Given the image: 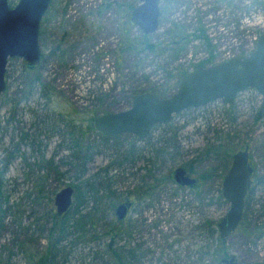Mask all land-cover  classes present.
I'll use <instances>...</instances> for the list:
<instances>
[{"label":"rangeland","instance_id":"rangeland-1","mask_svg":"<svg viewBox=\"0 0 264 264\" xmlns=\"http://www.w3.org/2000/svg\"><path fill=\"white\" fill-rule=\"evenodd\" d=\"M138 5L51 0L39 29V65L30 70L20 58L8 60L0 95V264H36L48 250L49 264H116L112 251L122 247L124 264H218L229 256L264 264L258 92L245 91L233 107L218 101L185 111L146 140L105 138L90 124L126 112L139 95L173 94L182 73L201 64L251 54L264 34V0H166L151 37L130 23ZM174 37L181 43L159 51ZM246 150L252 189L243 221L224 245L218 232L229 211L223 177L233 156ZM178 169L192 172L198 186H178ZM68 187L72 206L58 216L54 198ZM128 204L124 231L111 234L112 222L121 224L116 210Z\"/></svg>","mask_w":264,"mask_h":264},{"label":"water","instance_id":"water-1","mask_svg":"<svg viewBox=\"0 0 264 264\" xmlns=\"http://www.w3.org/2000/svg\"><path fill=\"white\" fill-rule=\"evenodd\" d=\"M141 6L134 11L131 21L142 33L154 34L159 26V4L164 0H139ZM51 0H19L11 8L9 0H0V95L6 90L5 72L9 59L24 60L30 70L39 65L41 51L39 29ZM248 56H238L211 66L199 67L181 77L177 91L168 99L153 93L137 96L131 108L115 115L106 114L93 120V128L103 137L117 138L130 134L146 140L154 127L170 124L181 113L201 109L221 102L233 106L239 95L252 89L262 97L259 117L264 118V34ZM248 151L235 155L234 163L223 184V199L229 203V211L219 224L222 240L236 232L243 221L244 205L251 186L252 169L248 167ZM178 169L175 181L183 187H193L196 180L185 176ZM73 189L65 188L56 194L54 205L58 216L72 206ZM130 206L120 205L115 216L121 223ZM219 264H238L235 259Z\"/></svg>","mask_w":264,"mask_h":264},{"label":"flooded vegetation","instance_id":"flooded-vegetation-1","mask_svg":"<svg viewBox=\"0 0 264 264\" xmlns=\"http://www.w3.org/2000/svg\"><path fill=\"white\" fill-rule=\"evenodd\" d=\"M139 1V0H138ZM165 2H166V0H164ZM164 1H162V2H160V4H159V11H160V17H159V26H158V29H159V27H160V20H161V18L165 15V12L163 13V11H161L160 10V6L164 3ZM226 1H228V0H226ZM141 6V3H140V1H139V5L136 7V8H134L133 10H132V14H131V18H132V16H133V13H134V11L135 10H137L139 7ZM131 18H130V23H131V25L132 26H135L137 29H138V31L140 32V33H142V30L140 29V27L136 24V23H133L132 21H131ZM158 29L156 30V31H158ZM156 31H155V33H156ZM154 33V34H155ZM143 34V36H150L151 37V35H154V34H151V35H149V34H145V33H142ZM175 38V37H174ZM181 40L182 39H178V41L176 40V38L175 39H173L172 40V44L171 43H169V42H166L165 44H164V46H161V49L159 50V51H166V50H168V49H170V50H172L173 48H175V46H177L179 43H181ZM177 41V42H176ZM151 43V42H150ZM152 45V44H151ZM163 45V44H162ZM156 46H158L157 44H156ZM168 46V47H167ZM165 48H168V49H166V50H164ZM157 49V48H156ZM159 49V48H158ZM174 51V50H173ZM199 67H206V66H204L203 64H201V65H199L198 66V68ZM195 70V69H194ZM191 71H193V70H191ZM189 72L190 71H188L187 73H182V76H184V75H187V74H189ZM181 76V77H182ZM181 77L179 78V80L181 79ZM179 80H178V83H179ZM178 85V84H177ZM179 86V85H178ZM178 86H177V89H178ZM177 89H176V91H177ZM175 91V92H176ZM174 92V93H175ZM173 93V94H174ZM173 94H171V95H173ZM171 95L169 96V97H171ZM221 103V102H220ZM235 103V102H234ZM221 104H223V103H221ZM225 105V104H224ZM225 106H228V105H225ZM228 107H233V106H228ZM261 108V107H260ZM258 117H259V114H258ZM136 138V137H135ZM137 139V138H136ZM137 140H140V139H137ZM246 152V151H245ZM238 153H244V152H238ZM238 153H236V154H238ZM235 154V155H236ZM234 158H235V156H233V158H232V162H231V164H230V166H229V170L225 173V176L223 177V183H222V187H223V184H224V182H225V180H226V176L229 174V172H230V170L232 169L231 167H232V165H233V163H234ZM248 167H250L251 169H252V173H251V175H250V177H251V186H250V190L248 191V194L250 193V191H251V187H252V176L254 175V169H253V167L250 165V159L248 160ZM181 170H184V169H181ZM177 171V170H176ZM176 171H175V173H174V181H175V175H176ZM185 171V173H186V177H188V178H192V176H193V174H192V172H188L187 170H184ZM193 180V179H192ZM176 183H177V181H176ZM198 183H199V181H197L196 180V183L194 184V186L193 187H188L189 189H194V187H196V186H198ZM178 184V183H177ZM178 186H180L179 184H178ZM181 187V186H180ZM183 187H186V186H183ZM182 187V188H183ZM248 196V195H247ZM246 201V200H245ZM127 206H130V208H129V210L127 211V214H126V217H125V219L123 220V222L127 219V217L129 216V212H130V210H131V205L130 204H128ZM245 206V205H244ZM242 223V222H241ZM241 225V224H240ZM239 225V226H240ZM218 228H219V226H218ZM239 228V227H238ZM238 230V229H237ZM237 230H236V232H237ZM218 232H219V230H218ZM236 232H234V233H232L230 236H228V238H230V237H232ZM220 233V232H219ZM228 238H226L225 240H222V238H221V235H220V241H221V243H223L224 245L226 244V241L228 240ZM231 258H233V259H235V262L236 263H238V261H237V259L234 257V256H229L228 258H222V259H220V261H219V263L220 262H222V261H224V260H229V259H231ZM218 263V264H219ZM238 264H242V263H238Z\"/></svg>","mask_w":264,"mask_h":264},{"label":"trees","instance_id":"trees-1","mask_svg":"<svg viewBox=\"0 0 264 264\" xmlns=\"http://www.w3.org/2000/svg\"><path fill=\"white\" fill-rule=\"evenodd\" d=\"M123 34H125V35H128V33L127 32H125V31H123ZM125 41H127L128 43H130L131 41L127 38V37H125ZM135 42V41H134ZM136 43V42H135ZM144 45L143 46H145V48L147 49V50H149V51H151V52H153V50H154V47L150 44V43H146V42H144L143 43ZM177 89V88H176ZM176 91V90H175ZM168 92H166V91H162V93H160V92H156V95L157 96H160L161 98H163V99H168L169 98V96L170 95H168V96H166V94H167ZM96 118V117H95ZM94 118V119H95ZM94 119H91L90 120V124L93 126V120ZM91 125H90V128H92L91 127ZM113 225V226H112ZM112 232H111V234H113V230L114 231H116L115 232V234L117 235V234H119L120 232H121V230H120V227L122 226V229H123V231H124V226L122 225V223L121 224H119V223H116V222H112ZM78 228V227H77ZM54 232H55V230H54ZM57 232H58V235H62L64 232H65V222L63 221L62 222V224L59 226V228H58V230H57ZM51 235H53V233H51ZM57 246H58V241H57ZM110 246V245H109ZM107 249H111V248H107ZM113 253H114V258H115V263L116 264H124V259H126L125 258V251L123 250V247H122V249L121 248H118V253H116V250H113L112 251ZM46 253V255H42L39 259H38V261H37V263L36 264H49V263H51L52 262V252L50 251V250H48V251H46L45 252ZM132 254H133V252H132ZM133 258H137L136 257V255L135 254H133ZM136 262H138V261H136Z\"/></svg>","mask_w":264,"mask_h":264},{"label":"built area","instance_id":"built-area-1","mask_svg":"<svg viewBox=\"0 0 264 264\" xmlns=\"http://www.w3.org/2000/svg\"><path fill=\"white\" fill-rule=\"evenodd\" d=\"M213 30H220L219 35H223V37H228L229 35H231L229 34L230 29L227 31V29H224L223 27H216V28H213Z\"/></svg>","mask_w":264,"mask_h":264}]
</instances>
